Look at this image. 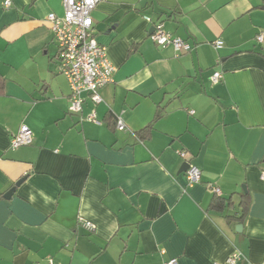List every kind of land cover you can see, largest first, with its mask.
Wrapping results in <instances>:
<instances>
[{
  "label": "crops",
  "instance_id": "obj_1",
  "mask_svg": "<svg viewBox=\"0 0 264 264\" xmlns=\"http://www.w3.org/2000/svg\"><path fill=\"white\" fill-rule=\"evenodd\" d=\"M4 1L0 264H220L237 249L264 264V0H100L93 31L116 69L79 114L47 19L63 1ZM157 22L191 51L156 44ZM22 124L33 142L12 149Z\"/></svg>",
  "mask_w": 264,
  "mask_h": 264
},
{
  "label": "built area",
  "instance_id": "obj_2",
  "mask_svg": "<svg viewBox=\"0 0 264 264\" xmlns=\"http://www.w3.org/2000/svg\"><path fill=\"white\" fill-rule=\"evenodd\" d=\"M64 14L57 15L54 12L49 13L47 19L51 23V29L54 32L55 39L58 43L57 60L59 62L60 72L63 73L70 85V106L69 111L79 114L83 110L84 94L87 93L95 104L103 102L100 88L113 80V73L116 69L106 52V47L101 45L93 31V11L96 9L100 0H62ZM3 5L10 7L11 0H5ZM151 21L150 16H145ZM151 39L158 45H172L176 55L191 51L193 45L180 36L174 35L168 31L163 22L154 24L151 32ZM259 40H263V35H258ZM222 40L215 41V47H222ZM222 74L215 71L212 80L218 82ZM89 119L97 123L100 121L93 111ZM116 127L118 130H126L127 125L122 114L117 115ZM33 142V131L27 124H22L18 133L11 139V148L17 149L23 145H29ZM178 154L187 160L188 152L179 150ZM187 180L189 184H194L200 180L201 171L196 165L187 169ZM264 178V173H263ZM212 190L216 195H221V189L213 186ZM79 224L93 231L96 225L93 221L84 216L78 217ZM241 250H235L227 259L220 264H237L243 258ZM177 258L170 259L164 264H177ZM50 264L55 263L52 258Z\"/></svg>",
  "mask_w": 264,
  "mask_h": 264
},
{
  "label": "water",
  "instance_id": "obj_3",
  "mask_svg": "<svg viewBox=\"0 0 264 264\" xmlns=\"http://www.w3.org/2000/svg\"><path fill=\"white\" fill-rule=\"evenodd\" d=\"M191 166V163L189 161L185 162L183 164V170H187L189 167ZM25 179V177L21 178L19 181H17L16 186L19 185L21 182H23V180ZM15 191V186L13 188H11L7 193H6V197H10L13 192ZM242 226V225H240Z\"/></svg>",
  "mask_w": 264,
  "mask_h": 264
},
{
  "label": "trees",
  "instance_id": "obj_4",
  "mask_svg": "<svg viewBox=\"0 0 264 264\" xmlns=\"http://www.w3.org/2000/svg\"><path fill=\"white\" fill-rule=\"evenodd\" d=\"M150 129H151V126L146 128V130H147L148 132H150ZM217 196H218V195H217Z\"/></svg>",
  "mask_w": 264,
  "mask_h": 264
}]
</instances>
